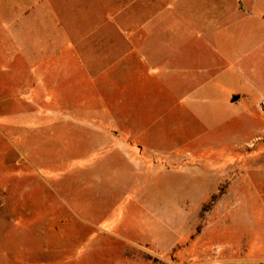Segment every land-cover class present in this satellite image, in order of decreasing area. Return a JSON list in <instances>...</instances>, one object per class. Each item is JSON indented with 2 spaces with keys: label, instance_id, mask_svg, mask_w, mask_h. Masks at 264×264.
<instances>
[{
  "label": "rangeland",
  "instance_id": "rangeland-1",
  "mask_svg": "<svg viewBox=\"0 0 264 264\" xmlns=\"http://www.w3.org/2000/svg\"><path fill=\"white\" fill-rule=\"evenodd\" d=\"M119 4L0 0V245L24 264H264V89L242 75L264 88V29L232 36L230 82L178 88L117 54L100 15ZM156 37L145 55L168 54Z\"/></svg>",
  "mask_w": 264,
  "mask_h": 264
},
{
  "label": "crops",
  "instance_id": "crops-1",
  "mask_svg": "<svg viewBox=\"0 0 264 264\" xmlns=\"http://www.w3.org/2000/svg\"><path fill=\"white\" fill-rule=\"evenodd\" d=\"M119 2L113 13L100 15L105 18L106 23L111 24L122 40H126V37L128 39L127 42L124 41L128 51L120 52L119 45L114 44L117 54L121 57L141 56L139 60L148 66L158 64L171 66L173 68L171 74L174 75L173 80H177L178 88L183 84L182 80L190 82L194 80L195 73L209 74V70L218 75H214L215 77L224 78L225 83L230 82L231 76L227 75L229 70L226 66L233 63L231 60L236 56L233 49L238 47L232 43V36L239 31L241 37L255 31L258 34L264 29V0H119ZM154 34L157 40H160L159 46L169 50L168 54L163 51L162 54L160 52L145 55L146 43L148 48V42L155 37ZM161 35L164 37L161 38ZM246 40H249L248 37ZM255 49V42H249L240 57L242 62L255 64ZM149 58L160 60L150 64L147 62ZM195 66L198 68L195 69ZM150 72L151 75L158 76L157 70ZM167 73H170L168 69ZM242 75L253 89L257 91L264 89L260 84L253 82L248 71ZM237 90L230 95L229 102L235 94L242 98H249L251 95L250 89L245 86L238 87ZM258 94L264 98L263 91ZM2 247L0 245V252L5 248ZM9 247L4 249L7 251L6 255L0 254V264L9 262L24 264L23 259L19 258L20 252L23 255V247L18 245Z\"/></svg>",
  "mask_w": 264,
  "mask_h": 264
}]
</instances>
